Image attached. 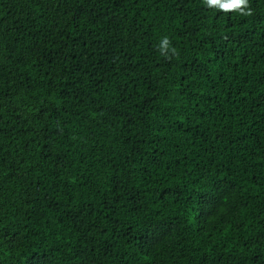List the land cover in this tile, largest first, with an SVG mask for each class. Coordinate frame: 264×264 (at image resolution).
Listing matches in <instances>:
<instances>
[{
  "label": "trees",
  "instance_id": "16d2710c",
  "mask_svg": "<svg viewBox=\"0 0 264 264\" xmlns=\"http://www.w3.org/2000/svg\"><path fill=\"white\" fill-rule=\"evenodd\" d=\"M249 3L0 0V264H264Z\"/></svg>",
  "mask_w": 264,
  "mask_h": 264
},
{
  "label": "clouds",
  "instance_id": "9594fccd",
  "mask_svg": "<svg viewBox=\"0 0 264 264\" xmlns=\"http://www.w3.org/2000/svg\"><path fill=\"white\" fill-rule=\"evenodd\" d=\"M203 3L208 8L216 9L223 13H237L245 17L253 15L249 0H203ZM158 47L164 55H168L169 52L172 55L177 54L176 48L171 46V41L167 36L160 40Z\"/></svg>",
  "mask_w": 264,
  "mask_h": 264
}]
</instances>
